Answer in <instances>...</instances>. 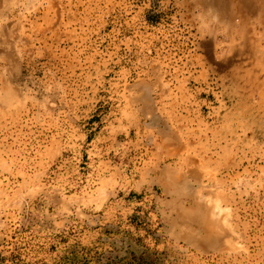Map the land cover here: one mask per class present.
Wrapping results in <instances>:
<instances>
[{
	"label": "rangeland",
	"instance_id": "rangeland-1",
	"mask_svg": "<svg viewBox=\"0 0 264 264\" xmlns=\"http://www.w3.org/2000/svg\"><path fill=\"white\" fill-rule=\"evenodd\" d=\"M180 1L0 11V264H264V68Z\"/></svg>",
	"mask_w": 264,
	"mask_h": 264
},
{
	"label": "bare ground",
	"instance_id": "bare-ground-1",
	"mask_svg": "<svg viewBox=\"0 0 264 264\" xmlns=\"http://www.w3.org/2000/svg\"><path fill=\"white\" fill-rule=\"evenodd\" d=\"M180 3H181V6L187 11L189 21H191V22L202 21V23L200 22L201 24L199 26V30L201 32L206 31L207 33H223V34L226 33L227 36H229L233 39L243 38V37L249 38V41H247L248 39L246 40V38H245V40L243 39L244 41H242V43L236 42L238 45L236 43H233L234 46H231V48H229V53H230L231 57L233 58L231 60L232 61L236 60L235 63L238 62L237 64H234L236 67L241 66L244 69L246 68L247 70H251L254 72V75H255V72H257L256 69L259 70V68H262V69L264 68V0H181ZM205 4L211 5L210 6V7H212L211 10H213L214 13H212L213 11H211L210 13L203 12V13L197 15L195 13L197 11V9L199 10V8ZM209 10H210V8H209ZM212 15H215V16L213 17ZM7 18H6V20H7ZM214 18H217L216 19L217 22H215L216 20ZM21 20H22V18H21ZM212 20L213 21L215 20L214 21L215 23L212 22ZM207 21H211V22L205 24V22H207ZM1 25H3V24H1ZM18 25L19 24H17V27H18ZM10 30H11V28H10ZM18 32H20V31H18ZM0 33H6V30L0 29ZM203 33H205V32H203ZM257 33H262V34L259 37H257L256 36ZM11 37H13V36H11ZM253 37H255V38H253ZM6 39L7 38H5V40ZM6 45H8V44H6ZM2 46H4V45H1L0 47H2ZM17 46H18V44H17ZM0 49H1L0 51H2V48H0ZM202 49L205 51L207 50L204 47ZM206 53H208V52H206ZM5 54H7V53H5ZM209 57H210V55L208 56V58ZM209 59H211V57ZM228 61L229 60H227L226 62L228 63ZM218 63L222 64L221 61ZM218 63L217 62L215 63L213 61L210 64V65H212V66H210V69H211L210 71L213 72L214 74H217L218 77L220 76V78L223 81L228 80L226 78L228 77V75L230 77V74H229V71H227V70L229 69L228 67H232L233 62H229L230 66H228L226 68L224 67L225 63L222 64L224 68L222 67V65H219ZM201 64L206 65L205 58H202ZM225 65H228V64H225ZM251 71H249V73ZM260 74L258 75V78L260 77L264 81V73L261 76H260ZM231 75L233 76V74H231ZM232 80H233V78H232ZM234 85H235V87L237 86L236 83H234ZM235 87L234 88L230 87V88H232L234 90ZM262 87H263V85H262ZM240 88H241V86H240ZM188 89H186V90H188ZM226 89L228 90V87ZM259 91H260V89H259ZM239 92H240V89H239ZM246 92H248V91H246ZM254 94H258V93H254ZM255 97H257V96H255ZM245 98H247V96ZM253 99H254V97H253Z\"/></svg>",
	"mask_w": 264,
	"mask_h": 264
},
{
	"label": "crops",
	"instance_id": "crops-1",
	"mask_svg": "<svg viewBox=\"0 0 264 264\" xmlns=\"http://www.w3.org/2000/svg\"><path fill=\"white\" fill-rule=\"evenodd\" d=\"M10 4H11V0H0V11L3 9V7Z\"/></svg>",
	"mask_w": 264,
	"mask_h": 264
}]
</instances>
